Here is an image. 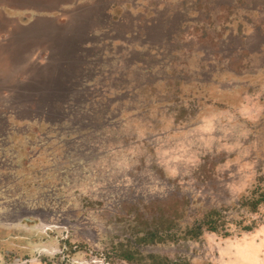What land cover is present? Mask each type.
I'll return each instance as SVG.
<instances>
[{"label": "rangeland", "instance_id": "rangeland-1", "mask_svg": "<svg viewBox=\"0 0 264 264\" xmlns=\"http://www.w3.org/2000/svg\"><path fill=\"white\" fill-rule=\"evenodd\" d=\"M242 1L203 0L213 19L231 5L245 27L217 52L194 40L184 53L179 26L153 23L172 0L24 1L32 22L49 9L70 24L6 58L32 75L0 85V264H153L117 256L134 246L138 211L187 200L186 222L238 201L264 163V0ZM22 26L4 37L24 41ZM236 216L226 214L229 237L135 248L187 264H264V209L250 233Z\"/></svg>", "mask_w": 264, "mask_h": 264}, {"label": "trees", "instance_id": "trees-1", "mask_svg": "<svg viewBox=\"0 0 264 264\" xmlns=\"http://www.w3.org/2000/svg\"><path fill=\"white\" fill-rule=\"evenodd\" d=\"M195 4L201 5V7L197 8H195L194 4L190 5L193 7V15L199 18L197 20H192L194 19L192 18L187 22L184 30L180 33L186 34L191 39V41L188 39L182 45L185 50L180 47L176 48L180 52H187L189 42H193L194 40L195 44H201V48H208L210 52H217L213 50H218L220 44L226 45L232 41L236 34H242L243 28L245 27L244 23L239 21L238 26L235 27L234 22L238 20H233L231 18L234 15L235 9L231 5H224V14L220 11L219 14L215 15L218 17L213 19L211 12L214 11L215 7L211 10V3L206 5L203 3V0H198V3ZM242 4L244 5V2L241 0V5ZM185 5H187L186 2L174 7V9H180L181 6ZM248 20L247 17L244 18V21ZM257 30L261 31L259 27ZM191 50L192 48H190L188 52H191ZM234 64L238 72L244 69L239 61L233 62V66ZM175 83L178 84V82ZM224 91H228V89ZM184 114L186 115L187 112H184ZM259 123V128L263 129L264 120L262 119ZM153 204L155 208L150 209V218L145 217L144 214L138 211L137 216L130 221V238L133 240L134 246L132 242L128 241L126 245L120 244L119 250H126L122 251V254L120 253L121 255L117 254V256H120L122 260L129 263H141L148 257L153 264H187L185 261L172 262L168 258L158 257L154 254L144 255L145 257H143L135 246L140 248L146 246L178 244L186 241H198L206 232L229 237L233 232L229 229L230 223L226 218V214L232 210L238 213V216H236L237 219L233 222L234 226L237 227L240 232H252L255 230L256 226L255 216L261 215L262 209H264V163L263 167L254 177L252 185L239 196L236 203L232 204L230 207L210 209L199 219L186 222L183 221L184 214H186V210L183 209V206L188 207L187 200L178 206L174 201L169 203L166 207H163L164 204L160 201ZM115 254L116 253H114V255Z\"/></svg>", "mask_w": 264, "mask_h": 264}, {"label": "crops", "instance_id": "crops-1", "mask_svg": "<svg viewBox=\"0 0 264 264\" xmlns=\"http://www.w3.org/2000/svg\"><path fill=\"white\" fill-rule=\"evenodd\" d=\"M27 2V0H0V85H2V87H21L25 85V79L22 78L24 77V73H31L32 69H25V71L23 72V70L21 69L18 73L16 71L13 70V66H11L10 62H8L6 60V58L14 51H17L19 53H21L22 50H25L24 48L26 46H28L27 44H29V41H31L34 37L37 38V40L44 41L43 37L40 35V33H36V32H43L45 31L48 27H50V30H53V26H59L61 25L62 27H66L70 24V22H66L64 23L63 19L61 22L60 20H54V19H50L45 17L46 14L51 13L49 11V9L51 8V10L54 9V7H58L59 4L62 5L64 3V0L60 1V0H39V1H45L47 3H50L51 6H45V8H49L47 11H44L42 13H39L41 16L37 17V19L32 22V17L35 15L34 13H28V8H30V6L25 3ZM94 1H98V0H94ZM55 3L52 4V3ZM119 5V4H118ZM118 5H116L115 7L118 8ZM73 6V5H72ZM63 9L68 8L67 4H63L62 5ZM62 13H64V11H62ZM20 18L19 21H17ZM67 17L66 20L67 21ZM16 20V22L14 21ZM56 21V22H55ZM21 22L22 28H20V30L23 31V33L18 34L20 38H22L24 41L19 40V43H15L13 42V36L4 37V33L5 32H11L13 29L16 28V25H18V23ZM31 23V24H29ZM30 27V30H28V28ZM30 33V34H28ZM36 33V34H35ZM35 34V35H33ZM40 35V36H38ZM11 39V40H10ZM29 40V41H27ZM36 40V39H35ZM38 41V42H40ZM38 50V48H37ZM26 51V50H25ZM36 51V50H35ZM35 51L33 53H35ZM8 65V66H7ZM10 66V67H9ZM7 67H9L7 69ZM34 66H31L30 68H32ZM11 69L14 71V73L11 71ZM36 68H35V73H36ZM16 73V74H15ZM32 75V73H31ZM35 75V74H34ZM31 76H26V79L29 81ZM18 83H20L19 85H17Z\"/></svg>", "mask_w": 264, "mask_h": 264}, {"label": "clouds", "instance_id": "clouds-1", "mask_svg": "<svg viewBox=\"0 0 264 264\" xmlns=\"http://www.w3.org/2000/svg\"><path fill=\"white\" fill-rule=\"evenodd\" d=\"M184 2L187 3V5H189L188 7H191V9H193L191 5V3H189V0H182L180 1V3H177L176 0H172L171 6L167 9L166 8V15L163 17L159 16V12L155 13L154 17H153V23L156 24L157 21L162 23L163 27H167L168 32L171 31L172 27L175 26H179V31L181 30V32L184 30L185 25L187 24V22H189L192 18L190 17V14L192 15L193 11H189L187 9V5L185 6H181L180 9H174V7L182 5ZM195 3H198V0H195ZM195 8L197 7H201V5H197L195 4ZM193 4V3H192ZM186 35V34H184ZM189 41H191V39L188 37ZM187 38H185L183 40V43H185V41L188 40ZM159 51L155 50L154 52V56L158 54Z\"/></svg>", "mask_w": 264, "mask_h": 264}]
</instances>
